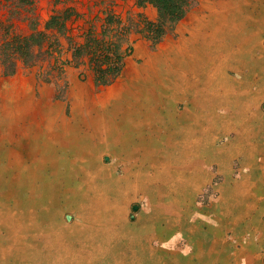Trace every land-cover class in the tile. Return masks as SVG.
<instances>
[{
    "label": "rangeland",
    "instance_id": "rangeland-1",
    "mask_svg": "<svg viewBox=\"0 0 264 264\" xmlns=\"http://www.w3.org/2000/svg\"><path fill=\"white\" fill-rule=\"evenodd\" d=\"M187 2L189 9L185 17L154 42L148 39L152 37L158 19V12L152 5L139 7L136 0H67L56 4L54 0H37L39 29H43L57 9L73 6L80 17L72 18L68 22V36L72 38V45L61 39V54L55 63L57 69L50 67L55 60L51 64L41 63L32 68L20 67L12 77H5L0 69V190L4 191V185L17 165L26 171L23 174L25 176L36 166L32 160L38 161L46 154L57 160L65 158L67 163H63L64 167L59 164L53 175V193L42 202L40 199L44 182L36 183L29 193L28 186L24 183L26 181L22 178V184H15L11 195L4 198L5 205L6 202L18 207L24 204L27 208L33 203L32 210L18 209L15 212L27 219L33 218L36 226L21 231L22 246L8 248L6 245H0V256L3 252H7L8 256L0 264H47L45 260L48 255L45 252L50 245L45 244L44 240H49L53 233L57 234L56 232L75 226L79 219L85 216V205L96 198H102L109 211L101 213L99 219L105 220L107 216V221L115 224L117 228L120 221L123 226L127 225L137 232V240L142 241L140 245L136 244L138 241L135 240L133 245L124 247L119 228V239L114 244L105 243L106 246H103L91 241L69 243L71 250L81 248L80 246L85 247L88 252L91 250L86 260L84 259V264H165L169 260V254L161 255L164 254L163 251L148 252V249L142 254L138 246L143 245V242L147 243L148 238H154L158 233L166 234L171 227L181 229L186 223L189 230L198 227L196 233L190 231L191 239L188 240L194 243V248L196 244L197 252L194 256L201 255L198 263L250 264L249 251L256 245L250 242L249 234L243 232L249 227V214L239 213L235 220L232 213L224 212L223 208L225 209L228 203H235V206L231 207L240 211L242 204L237 194L224 193L226 189L236 190L254 173L258 174V177L264 176V32L255 37L259 26L264 25V22L260 24L264 18V0ZM110 4L122 20V25L129 28L128 43L123 47L127 49L128 55L116 81L109 86L100 87L94 82V75L87 60L80 66L74 65L72 46L82 43L85 35L91 30L100 32L103 29V19ZM234 26L235 29H232ZM21 33H30L26 25H22ZM218 56L223 60L222 78L228 82L229 88L234 90L232 92H226L225 89L216 93L205 90L203 77L214 70L207 66V63ZM239 61L240 65L237 66ZM194 76L201 82L195 93H192L204 91L205 98L202 102L195 105L194 95L185 96L183 100L173 98L175 87L185 84ZM216 89L219 90L217 86ZM163 103L175 107L177 114L175 116L173 112L176 117L174 120L180 130L170 127L171 115L165 112L166 115L162 118L160 111L157 112V107ZM194 119L198 120L195 129L190 125ZM49 123L55 134L46 130ZM64 125L76 138H88L87 142L92 146L88 152L93 154L99 169H105L104 176L95 184L97 191L92 189L87 194L83 186L85 184L81 185L79 180L73 178L74 172L66 173L67 177L65 171L63 172L68 166V161L78 164V169H83V162L87 156L91 158V154L82 156L77 148L65 145L66 139L62 140V149L45 150L44 143L55 138L57 130L62 129ZM116 140L119 145L110 149V144L117 143ZM186 140L188 146L185 144ZM20 162L21 164L15 165ZM155 171L165 172V176L153 178ZM125 175L129 178L124 179ZM17 179L16 177V180H12L18 181ZM31 193L35 195H30ZM35 198L39 199L34 204ZM84 198L87 199L83 201ZM3 202L0 201V209L4 208ZM258 204L259 209L264 210V198L259 200ZM218 209L222 215L218 216V223H214ZM186 212L188 215L182 218ZM196 213H206L209 215L208 219L191 218L197 217ZM200 216L203 217L201 214ZM17 219L18 216H14V220ZM42 221L46 223L43 224ZM163 221H167L168 229L160 231L156 228L158 233L140 230L146 224L158 227V223ZM259 221L264 225V218ZM215 227H224L222 232H230L223 236L226 242L220 240L221 234H215ZM0 230V235L4 236L1 222ZM258 231V235L263 233V227ZM96 236L94 238H101L99 234ZM159 237L162 238V235L159 234ZM216 248H226L232 256ZM239 248L241 250H238ZM18 251L22 253V257H14ZM150 253L156 258H150ZM171 253L175 255V251ZM54 254L57 257L60 255L57 251ZM190 256L187 255L185 260L189 261ZM219 256L224 259L215 262ZM180 262L185 263L184 257L180 258ZM59 264L68 263L60 261Z\"/></svg>",
    "mask_w": 264,
    "mask_h": 264
},
{
    "label": "bare ground",
    "instance_id": "bare-ground-1",
    "mask_svg": "<svg viewBox=\"0 0 264 264\" xmlns=\"http://www.w3.org/2000/svg\"><path fill=\"white\" fill-rule=\"evenodd\" d=\"M237 16V15H236ZM233 17V16H232ZM237 18H239L237 16ZM243 18V17H242ZM236 21V20H235ZM240 21V20H239ZM209 22V21H208ZM264 22V18L262 20V22L260 24H263ZM243 23V21H242ZM253 23V22H252ZM251 23V24H252ZM233 24V23H231ZM237 24V23H236ZM204 25V24H203ZM259 25V24H258ZM241 26V25H240ZM207 28V27H206ZM231 28V27H230ZM215 29V28H214ZM232 29H235V26L234 28ZM254 29V28H253ZM201 30V29H200ZM219 31V30H218ZM240 31V30H239ZM260 32H264V25L262 26H259V29L255 32V37L257 38V36L259 35ZM253 33V32H251ZM227 34V32H226ZM232 34V33H231ZM231 34H229L231 36ZM234 34H237V33H234ZM233 36V35H232ZM251 36V35H250ZM211 37V36H210ZM254 38V37H253ZM255 38V39H256ZM247 39V38H246ZM260 39V38H259ZM186 40V39H185ZM239 41V40H238ZM247 42V41H246ZM199 44V43H198ZM249 45V44H248ZM185 46V45H184ZM237 46V45H236ZM246 46V45H245ZM181 47V46H180ZM194 48V46H192ZM209 47V46H208ZM244 47V46H243ZM261 47V45H260ZM239 48V47H237ZM260 49V48H259ZM189 50V49H187ZM204 50V49H203ZM238 50V49H237ZM244 50V49H243ZM263 50V49H262ZM253 51H255L253 49ZM192 52V51H191ZM223 52V51H222ZM241 52V51H240ZM263 52V51H261ZM199 53V52H198ZM205 53V52H204ZM226 53V52H225ZM184 54V53H183ZM187 54V52H186ZM191 54V53H190ZM195 54V53H194ZM192 56V55H191ZM195 56V55H194ZM224 56V55H223ZM187 57V56H186ZM211 58V57H210ZM227 58V57H225ZM232 58V57H231ZM190 59V58H189ZM224 59V58H223ZM240 59V58H239ZM246 59V58H245ZM225 60V59H224ZM233 60V58L231 59ZM193 61V60H192ZM212 61V60H211ZM209 61L207 63V66H210L212 69H214L212 72L210 73H206L205 76L203 77V83H204V86H205V90L207 91H214V93L216 92H221L222 89H225L227 90L226 92H232L234 90H232L231 88H229L228 86V82L224 81V78H222V66H223V60L220 59V57H215L213 59V61L211 62ZM226 62V61H225ZM234 62V61H233ZM232 62V63H233ZM185 66H186V63L184 62ZM236 64V63H235ZM245 64V63H244ZM240 65V61L238 62L237 66ZM206 66V64H205ZM232 66V65H231ZM243 66V64H242ZM241 67V66H240ZM238 69V68H237ZM187 70V69H186ZM200 71V70H199ZM233 71V70H232ZM178 72V71H177ZM227 72V71H226ZM236 72V71H235ZM175 73V72H174ZM182 73V72H181ZM180 73V74H181ZM176 74V73H175ZM185 74V73H184ZM193 74V73H192ZM190 74V75H192ZM226 74V73H225ZM224 75V74H223ZM199 77V76H198ZM248 77V76H247ZM256 77V76H255ZM179 78V77H178ZM231 79V78H230ZM250 79V78H249ZM148 80V79H147ZM230 81V80H229ZM250 81V80H249ZM201 81H198L197 79V76L195 78L194 77H191L190 79H188L185 84L183 83V85H177V87H175V90H176V93L172 96L173 98H177V100H183V97H187V96H191V95H194V99H195V105L199 104L200 102H202V100L205 98V95H204V91L202 92H197V94H193L192 92L195 93V90L199 87V83ZM261 82V81H260ZM264 82V81H263ZM179 83V82H178ZM182 83V82H181ZM148 84V83H147ZM190 84V85H189ZM174 86V85H173ZM216 86L219 88V90L216 89ZM235 86V85H234ZM243 89V88H242ZM150 91V90H149ZM163 91V90H162ZM143 92V91H142ZM225 92V93H226ZM208 93V92H206ZM126 94V93H125ZM223 94V93H222ZM143 95V94H142ZM149 95V94H147ZM166 95V94H165ZM257 95V94H256ZM151 96V95H149ZM232 96V95H231ZM153 97V96H152ZM224 97V96H223ZM126 98V97H125ZM157 98V97H156ZM172 98V99H173ZM145 99V98H143ZM153 99V98H152ZM193 99V98H192ZM230 99V97H229ZM126 100V99H125ZM174 100V99H173ZM185 100V99H184ZM191 100V99H190ZM217 100V99H216ZM224 100V99H223ZM129 101V100H128ZM120 102V100H119ZM131 102V101H130ZM152 102V101H151ZM155 102V101H154ZM206 102V101H205ZM215 102V101H214ZM133 103V102H132ZM131 103V104H132ZM136 103V102H135ZM134 103V104H135ZM175 103V102H174ZM179 103V102H178ZM182 103V102H181ZM189 103V102H188ZM192 103V102H191ZM206 103H209V102H206ZM146 104V103H145ZM213 104V103H212ZM112 105V104H111ZM125 105V104H124ZM129 105V104H128ZM148 105V104H147ZM189 104H187L188 106ZM208 105V104H207ZM137 106V105H136ZM128 107V106H127ZM150 107V106H148ZM175 107L174 106H171V105H164V103L160 106L157 107V112L160 111L159 113H161L162 115V118L165 114V112H167V115H171L170 118H171V128H175V130H180V126L177 125L175 123V120L174 118H176V110L174 109ZM206 108V107H205ZM154 111V110H153ZM146 112V110H145ZM175 116H174V114ZM185 112V111H184ZM194 112V110H193ZM244 113V112H243ZM246 113V112H245ZM244 113V114H245ZM155 114V113H154ZM188 114V113H187ZM196 114V113H195ZM205 114V113H203ZM213 114V113H212ZM100 115V114H99ZM151 115V114H150ZM182 115V114H181ZM199 115V114H198ZM252 115V114H251ZM190 116V115H189ZM101 118V117H100ZM195 118V117H194ZM197 118V117H196ZM158 119V118H157ZM199 119V118H198ZM192 120V118H191ZM158 121V120H157ZM101 122V121H100ZM162 123V122H161ZM198 123V120L194 119L193 123L190 124V125H193L194 126V129L196 128V124ZM219 123V122H218ZM144 124V123H143ZM179 124V123H178ZM221 124V123H220ZM101 125V124H100ZM186 125V124H185ZM218 125V124H217ZM222 125V124H221ZM220 125V126H221ZM73 126V125H72ZM93 126V125H92ZM107 126V125H106ZM179 126V127H178ZM223 126V125H222ZM221 126V127H222ZM229 126V125H228ZM156 127V126H155ZM158 127V125H157ZM218 127V126H217ZM59 128V127H58ZM84 128V127H83ZM149 128V127H148ZM188 128V127H187ZM48 129V132L51 133L52 132V126L51 124L49 123L46 127V130ZM186 129V127H185ZM56 131V130H55ZM161 131V129H160ZM159 131V133H160ZM163 131V130H162ZM213 131V130H212ZM57 134L55 136V138L53 137L51 141H48L46 143H44V148L46 151H49V149H54V148H60L62 149V146H63V142L62 140L63 139H66L65 142V145H68V147H75L77 148V151L80 152V154H82V156H87L88 154L90 155L89 157L91 158H86V160L83 162V169H78L77 168V165L76 163H73L71 161H68V166L67 168H65L63 170V172L65 171V177H67V174L69 172V174L71 172H74L75 173V176L73 178L76 179V181H80L81 185L82 184H85L83 186H85V190H86V193L88 194V192L92 189L96 190L97 191V188L95 186V184L97 183V181L101 180V178L104 176V172H105V169H99V167L97 166V163H96V160L95 158H93V154L92 153H89L88 151L90 147H92L88 142H87V139L86 137H83V138H76L75 136L71 135V130H66V125L63 126L62 129H58L57 130ZM73 132V131H72ZM98 132V131H97ZM169 132V131H168ZM171 132V131H170ZM185 132V131H183ZM191 132V131H190ZM206 132V131H205ZM211 132V130H210ZM47 133V132H46ZM54 133V131L52 132ZM56 133V132H55ZM54 133V134H55ZM68 133V135H67ZM78 133V132H77ZM119 132H117L118 134ZM126 133V131H125ZM133 133V132H132ZM152 133V132H151ZM65 134V135H63ZM111 134H114V133H111ZM168 134V133H167ZM184 134V133H183ZM206 134V133H205ZM116 135V134H115ZM114 135V138L116 137ZM162 135V134H161ZM165 135V134H164ZM170 135V134H169ZM189 135V134H188ZM64 136V137H63ZM171 136V135H170ZM63 137V138H62ZM78 137V136H77ZM108 137V136H107ZM192 137V136H190ZM118 138V137H117ZM211 138V137H210ZM209 138V139H210ZM93 139V138H92ZM108 139V138H106ZM112 139V138H111ZM187 139H190V138H187ZM200 139V138H199ZM254 139V138H253ZM122 140V139H121ZM259 140V139H258ZM112 141V140H111ZM118 140H116L117 142ZM183 141V140H181ZM191 141V140H190ZM202 142V141H201ZM259 142V141H258ZM108 143V142H107ZM196 143V141H195ZM203 143V142H202ZM186 146H188V143H187V140H186ZM116 145H119L118 142L117 143H113V144H110L109 148L111 149V147H113V149H115L114 147H116ZM151 145V144H150ZM226 145V144H225ZM161 146V145H160ZM258 146V145H257ZM158 147V146H157ZM204 147V146H203ZM74 148V149H75ZM249 148V147H248ZM64 149V148H63ZM117 149V148H116ZM194 149V148H193ZM198 149V148H197ZM202 149V148H201ZM227 149H228V145H227ZM242 149V147H241ZM240 149V150H241ZM255 149V148H254ZM183 150V149H182ZM235 150V149H234ZM246 150V149H244ZM186 151V150H185ZM198 151V150H197ZM226 151V150H225ZM239 152V150H237ZM261 151V149H260ZM119 152V151H118ZM220 152V151H218ZM227 152V151H226ZM242 152V151H241ZM49 153V152H48ZM250 153V151H249ZM253 153V152H252ZM119 154V153H118ZM192 154V153H191ZM131 155V154H130ZM146 155V154H145ZM224 155V154H223ZM260 156V155H259ZM224 157V156H223ZM251 157V156H250ZM179 158V157H178ZM249 158V157H248ZM259 158V157H258ZM193 159V158H192ZM197 159V158H196ZM250 159V158H249ZM35 160V159H34ZM32 160L33 164L35 163V167L31 170V171H28L27 172V175H23L26 171L25 170H22V168L20 169V166L17 165L18 167L14 169V173L12 175H10V177L7 179V184L4 185L5 189L4 191H1L0 190V201L3 202L4 198L8 197L11 195V193L14 191L16 185L17 184L18 186L20 185V182H21V178L22 180L24 179V183L27 184L28 188H27V191L30 193L32 192L33 188H35L36 186V183L38 182H44V185H43V195L41 196V202L43 201V199H45L48 195L52 194L53 193V190H54V185L52 184V180L55 181V179H53V175H54V172L56 171V169L58 168L59 164L61 163L62 166L64 165L63 163H67L66 159L65 158H62L61 160H57V159H53V157H51V155L49 154H46L44 157L42 156V158L40 160H36L34 161ZM98 160V159H97ZM121 160V159H120ZM252 160V159H251ZM74 161V160H73ZM127 161V160H126ZM16 164H21L20 163H15ZM93 164V165H91ZM95 164V165H94ZM192 164V163H191ZM224 164V163H223ZM222 164V165H223ZM64 167V166H63ZM157 167V165H156ZM224 167V166H223ZM176 168V167H175ZM182 169V168H181ZM191 169V168H190ZM248 169V168H247ZM140 170V169H139ZM171 170V169H170ZM158 171V169H157ZM173 171V170H171ZM176 171V170H175ZM184 171V170H183ZM5 172H6V168H5ZM33 172V173H32ZM62 172V173H63ZM179 172V171H178ZM259 172V171H258ZM135 173V172H133ZM139 173V171H138ZM156 174H154V177L153 178H161V177H164L165 176V172H156ZM176 173V172H175ZM189 173V172H188ZM199 175V174H198ZM138 176V175H137ZM140 176V174H139ZM169 176L171 177V175L169 174ZM193 176V175H192ZM6 177V176H5ZM16 177L18 178L17 180L18 181H14L12 179L15 178L16 180ZM61 177L63 178V175H61ZM72 177V176H71ZM134 177V176H133ZM166 177H167V174H166ZM175 177V176H174ZM180 177V176H179ZM195 177V176H194ZM7 178V177H6ZM56 178V177H55ZM69 178V177H68ZM129 176L128 175H125V178L124 179H128ZM149 178V177H148ZM176 178V177H175ZM185 178V177H184ZM183 178V179H184ZM187 178V177H186ZM204 178V177H203ZM6 180V179H5ZM164 180V179H162ZM178 180V179H177ZM195 180V179H193ZM202 180V179H201ZM58 181V180H57ZM126 181V180H125ZM165 181V180H164ZM174 181V180H173ZM172 181V182H173ZM181 182L183 180H180ZM198 181V180H196ZM261 181V182H259ZM67 182V181H66ZM102 182V181H101ZM124 182V181H123ZM171 182V181H170ZM187 182V181H186ZM166 183V182H165ZM168 183V182H167ZM188 183V182H187ZM22 184V182H21ZM65 184V183H64ZM98 184V183H97ZM122 184V183H121ZM151 184V183H150ZM174 184V183H173ZM132 185V184H131ZM172 185V184H171ZM175 185V184H174ZM183 185V184H182ZM226 185V184H225ZM3 186V185H2ZM17 186V188H18ZM98 186V185H97ZM160 186V185H159ZM69 187V186H68ZM106 187V186H105ZM162 187V186H161ZM168 187V186H167ZM187 187V186H186ZM16 188V189H17ZM63 188H66V187H63ZM71 188V186H70ZM116 188V187H115ZM124 188V187H123ZM225 188V187H224ZM232 188V187H231ZM72 189V188H71ZM110 189V188H109ZM139 189V188H138ZM190 189V188H189ZM119 190V189H118ZM131 190V189H130ZM165 190V189H164ZM230 189H226L224 191V193L228 194V193H234L237 194V196H239V199H241V208H240V211L234 209L231 207L232 206H235V203H228V205H226L225 209L223 208V211L224 212H228V211H231L232 212V215H233V218L235 219L236 215L238 216L239 213L240 214H243V212H247V213H257L259 212V204H258V201L263 199L264 198V176H261V177H258V174L254 173L252 176L250 177H247V179L245 181H243L238 187L236 190H232V191H229ZM37 191V190H36ZM58 191V190H57ZM159 191V190H158ZM178 191V190H177ZM21 192V190H20ZM19 192V194H20ZM60 192V191H59ZM58 192V193H59ZM76 192V191H75ZM124 192V191H123ZM131 192V191H130ZM129 192V193H130ZM169 192V191H168ZM35 193V192H34ZM34 193H31L30 195H33ZM105 193V191H104ZM180 193V192H179ZM36 194V193H35ZM34 194V195H35ZM77 194V193H76ZM86 194V195H87ZM128 194V193H127ZM157 194V193H156ZM184 194V193H183ZM65 195V194H64ZM191 195V194H190ZM95 196V195H94ZM97 196V195H96ZM34 197V196H33ZM67 197V196H66ZM168 197V196H167ZM234 197V196H233ZM21 198V197H20ZM88 198V197H87ZM87 198H84L83 201H85V199ZM159 198V197H158ZM171 198V197H170ZM257 198V201L255 202H252L253 200H255ZM22 199V198H21ZM39 199V198H38ZM37 198L34 199V204L38 201ZM95 199V198H94ZM161 199V198H160ZM181 199V198H180ZM23 200V199H22ZM182 200V199H181ZM82 201V202H83ZM173 201V200H172ZM176 201V200H175ZM184 201V200H183ZM10 202V201H9ZM49 202V200L47 201ZM87 202V201H86ZM103 200L102 198H96V200H92L89 202V204L85 205L86 208L84 209V214L85 216L82 217L81 219H79V222L75 225V226H72L69 228V230H65V231H61V232H56L57 234L53 233L52 235H50V238L48 240L45 239L44 241L46 242L45 244L47 245H50L49 249L47 252H45L47 255H48V259L45 260V263L48 262L47 264H59L60 261H63V262H66L68 264H84L83 261L84 259L86 260V258L89 256L91 250L88 252L86 251L84 248L85 247H82L80 246L81 248H78V249H69V247H72L69 245V243H82V242H95L96 244H100V245H105L106 244H114L116 243V241L119 239V235H120V231H119V228L121 229V238H122V241H123V244H124V247L125 246H129V245H133L135 242V240H137V237H138V233L133 231L132 229L128 228L127 225L126 226H123L122 223L120 221L118 225V228L117 226L115 227V224H112V223H109L107 220V216L105 217V220L104 218L103 219H99V216L101 215V213H106L108 210L106 208V206L103 204ZM231 202V201H230ZM5 201L2 203V206L4 208H1L0 210V222H1V228L5 231L4 232V236L0 235V245H6L8 246V248H11V247H20L22 246V242H23V235L21 233V231L26 228H33L35 227V222H34V219H27L25 217H23V215H19L17 214V212H15V210L17 211L18 209H20L21 211H25L27 208H31V210L34 208V206H27V208L24 206V204L20 205L19 207L15 204L13 205H8L7 202H6V205L4 204ZM38 204V203H37ZM48 204V203H47ZM218 204V203H217ZM222 204V203H221ZM51 205V204H49ZM82 205V204H81ZM80 205V206H81ZM108 205V203H107ZM177 205V204H176ZM44 206V204H43ZM42 206V207H43ZM174 206V205H173ZM38 207H40L38 205ZM37 207V209H38ZM83 207V205H82ZM117 207V206H116ZM78 208V206H77ZM114 208V207H113ZM27 209V210H28ZM111 209V208H110ZM119 209V208H118ZM121 209V208H120ZM119 209V210H120ZM162 209V208H161ZM77 210V209H76ZM81 210V209H80ZM117 210V209H116ZM219 210V209H218ZM49 211V209H48ZM176 211V210H175ZM179 211V210H178ZM109 212V211H108ZM218 212V211H217ZM216 212V213H217ZM221 212V211H220ZM20 213V212H18ZM45 215H47V213L43 212ZM222 213V212H221ZM246 213V214H247ZM83 214V213H82ZM225 214V213H224ZM117 215V214H116ZM257 215V214H256ZM14 216H18V219L17 221L14 220ZM151 216V215H150ZM96 217V218H95ZM225 217V216H224ZM223 217V218H224ZM259 216H254L252 218L253 221H256L258 219ZM39 218V217H38ZM240 218V217H238ZM48 219V218H47ZM119 219V217H118ZM42 220V219H41ZM41 220L39 222H41ZM44 220V219H43ZM53 220V219H52ZM236 220V219H235ZM37 221V220H36ZM226 221V220H225ZM43 224L46 223V221H42ZM51 222V221H49ZM217 222V221H216ZM242 222V221H241ZM114 223V222H113ZM215 223V222H214ZM223 223V222H222ZM234 223V222H233ZM42 225V224H40ZM54 225V224H53ZM147 225V224H146ZM241 225V224H240ZM251 225V224H250ZM43 226V225H42ZM121 226V227H120ZM55 227V225H54ZM90 227V228H89ZM240 227V226H239ZM211 228V227H210ZM217 228V227H216ZM215 228V229H216ZM222 228V227H221ZM56 229V228H55ZM223 229V228H222ZM136 230V229H135ZM144 230V229H143ZM142 230V231H143ZM1 231V230H0ZM25 231V230H24ZM29 231V230H28ZM32 231V230H31ZM3 232V231H2ZM214 232V231H212ZM146 232H144L145 234ZM218 234V232H216ZM96 234L101 237L100 239L98 238H94V237H97ZM143 234V235H144ZM211 235V234H210ZM90 236V238H89ZM221 236V235H220ZM44 239V238H43ZM79 239V240H78ZM149 239V238H148ZM140 241V240H139ZM132 242V244H131ZM213 242V241H212ZM79 243V244H80ZM106 243V244H105ZM140 245V244H138ZM92 247V246H91ZM139 247V246H138ZM91 249V248H90ZM94 249V248H92ZM116 250V248H114ZM113 250V252L115 253L116 251ZM12 251V250H11ZM57 251V253H60L59 257L61 259H59V257L55 256L54 252ZM7 252H3L1 253V256H0V262L3 263L5 258L7 259L8 256H6ZM21 254V255H20ZM42 254V253H41ZM151 254V253H150ZM10 256V254H9ZM22 257V253H20V251L17 252V254L14 255V257ZM13 257V258H14ZM93 257V256H92ZM152 257V256H151ZM150 257V258H151ZM94 258V257H93ZM10 259V258H9ZM23 259V258H22ZM14 260V259H13ZM29 261V260H27ZM82 261V262H81Z\"/></svg>",
    "mask_w": 264,
    "mask_h": 264
},
{
    "label": "trees",
    "instance_id": "trees-1",
    "mask_svg": "<svg viewBox=\"0 0 264 264\" xmlns=\"http://www.w3.org/2000/svg\"><path fill=\"white\" fill-rule=\"evenodd\" d=\"M65 1L54 0L55 4ZM136 3L139 7L152 5L158 12L152 37H148L154 42L179 23L189 9L187 0H136ZM112 7L110 4L100 32L91 30L82 43L72 46L74 65L80 66L87 60L94 82L100 87L116 81L128 55L123 47L128 43L129 28L122 25ZM36 10L37 0H0V69L5 77L14 76L20 67L51 64L53 60L50 67L55 70L61 54V39L72 45L68 22L80 17L75 7L54 11L43 29L38 28ZM22 25L27 26L29 34L22 35Z\"/></svg>",
    "mask_w": 264,
    "mask_h": 264
},
{
    "label": "crops",
    "instance_id": "crops-1",
    "mask_svg": "<svg viewBox=\"0 0 264 264\" xmlns=\"http://www.w3.org/2000/svg\"><path fill=\"white\" fill-rule=\"evenodd\" d=\"M191 178H193V177L191 176ZM255 201H257V198L255 200H253L252 202H255ZM261 208H263V206H261ZM218 211H220V210H218ZM263 212H264V210H259V212H257V213L256 212L255 213L249 212L248 213L249 214L248 216L250 218L249 227H248V229H245V231H243V232L249 234L248 238H250V242H252L254 245H256L252 251H249L250 252L249 253L250 254V256H249L250 257L249 258L250 264H264V232L261 233L260 235H258V233H259L258 230L261 227H263V230H264L263 223H260V221H259L260 218H262V219L264 218ZM200 214L203 215V217H201ZM217 214L218 215L215 216V220H214L215 223H218V221H217L218 216L222 215L221 212H220V214H219V212H217ZM186 215H188L187 212L182 215V218H184ZM195 215L196 216L198 215V216L197 217L191 216V218H199V219L201 218V219L207 220L208 216H209V215H206V213H196ZM254 216H259L256 221L252 220V218ZM166 222L167 221H163V222L158 223V224H160V225H158V227H155L152 225L150 226L148 224L146 226H143L140 230L145 229L146 231L150 230V231H155L156 233H158L159 231H156V228H159L160 231H162L164 229H168ZM154 224H155V222H154ZM186 225H188V224L186 223ZM186 225L184 227H181V229L171 227L167 232H165L166 234L158 233V235L155 236L156 238L155 237L149 238V241L147 243L143 242V245L138 247V249H140L139 252L144 254L146 249H148V252H149V250L158 251V252L163 251L164 254H161V255L169 254V260H167L165 264H200L198 262H199V258L201 255L196 254L197 257L194 256V254L197 252L196 244H195V248H194L193 247L194 243L190 242V241L188 242V240L191 239V238H189L191 235L190 231L193 232V234H194V232L196 233V231L198 230V227L195 226L189 230ZM233 225H234V223H233ZM145 230H143V231H145ZM215 230H216L215 231L216 235L221 234L220 240L222 242H226L225 240H223V236L227 235L230 232L227 233L226 230H224L222 232V228H218V227ZM200 231H202V228L200 229ZM216 232H218V234ZM159 234L162 235V238L159 237ZM201 235H202V233H201ZM137 241L138 242L136 244H141L142 240L138 239ZM253 244H250V246H252ZM229 245H230V247H232V244L229 243ZM250 246H248V247H250ZM239 247H242V246H239ZM195 249H196V251H195ZM216 249L219 251L222 250V253L227 254L229 256H232L231 253L227 252L226 248H224V249L216 248ZM238 250H241V248H239ZM172 251H175V255L171 253ZM187 255H191L190 256L191 259L189 261L185 260V257ZM245 255H247L246 252H245ZM150 257L152 259L156 258L155 255H153V254H151ZM181 257H184L185 263L180 262ZM222 259H224V257L219 256V258H217L215 260V262L222 261ZM157 264H161V263H157ZM201 264H203V263H201ZM204 264H209V263L205 262ZM210 264H213V263L210 262ZM219 264H223V262H221ZM224 264H226V262H224ZM241 264H243V263H241Z\"/></svg>",
    "mask_w": 264,
    "mask_h": 264
}]
</instances>
